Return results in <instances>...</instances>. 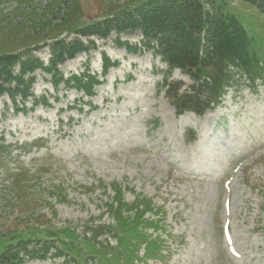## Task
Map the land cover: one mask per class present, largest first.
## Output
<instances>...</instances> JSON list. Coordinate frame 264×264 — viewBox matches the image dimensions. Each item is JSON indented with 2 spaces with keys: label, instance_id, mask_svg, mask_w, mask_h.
<instances>
[{
  "label": "rangeland",
  "instance_id": "rangeland-1",
  "mask_svg": "<svg viewBox=\"0 0 264 264\" xmlns=\"http://www.w3.org/2000/svg\"><path fill=\"white\" fill-rule=\"evenodd\" d=\"M165 1L0 0V56L47 66L54 42L87 46L26 76L28 97L0 95V258L264 264V0H199L235 42L202 46L193 70L139 22L82 34Z\"/></svg>",
  "mask_w": 264,
  "mask_h": 264
},
{
  "label": "trees",
  "instance_id": "trees-1",
  "mask_svg": "<svg viewBox=\"0 0 264 264\" xmlns=\"http://www.w3.org/2000/svg\"><path fill=\"white\" fill-rule=\"evenodd\" d=\"M179 1H165L153 10L142 7L138 11L137 22H135V16H125L122 19L123 23L106 21L101 24H87L86 27L89 28L86 31L88 32L82 34L86 37L99 36L106 39L112 31L119 33L131 24L139 22L143 29V36L153 39L157 43L158 48H160L159 54L170 65V68H191L193 70L196 65H200L202 62L203 58L201 57V50H199L202 46L207 48L211 45L220 47L224 42L231 44L235 41L233 39L230 40L224 34L225 26L222 21L215 20L202 10L203 6L199 0ZM88 44L93 45V42L89 40ZM239 44L241 45L243 42L240 41ZM86 49L85 42L83 43L80 40L54 42L51 46L50 59L47 66L31 55L26 57L22 54L0 56V95L9 92L11 95L17 93L18 96L28 97L33 79H26V76L33 74L37 69L58 74L57 66L59 64L74 58L77 53L84 52ZM185 58L190 61V64L183 65L181 63ZM15 67L19 69L18 74L14 73ZM225 77L227 75L223 76V78L222 75L220 76L222 80H225ZM12 83L16 85L14 89L10 88ZM221 87L223 86L217 84L216 87L214 86L215 89L212 88L211 91L214 92ZM16 251V248L9 246L1 255V263L18 264L15 263L18 259L15 254ZM23 252L26 253L27 248L24 247Z\"/></svg>",
  "mask_w": 264,
  "mask_h": 264
},
{
  "label": "bare ground",
  "instance_id": "bare-ground-1",
  "mask_svg": "<svg viewBox=\"0 0 264 264\" xmlns=\"http://www.w3.org/2000/svg\"><path fill=\"white\" fill-rule=\"evenodd\" d=\"M232 243H233V246H234V245H236V246H237L236 237H234V238H233V241H232Z\"/></svg>",
  "mask_w": 264,
  "mask_h": 264
}]
</instances>
